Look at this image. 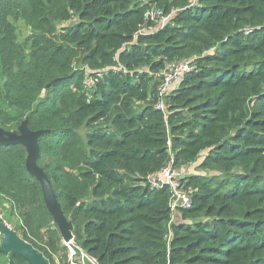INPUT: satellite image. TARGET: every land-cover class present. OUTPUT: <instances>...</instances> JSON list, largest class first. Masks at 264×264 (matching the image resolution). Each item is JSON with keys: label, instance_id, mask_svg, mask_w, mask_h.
I'll return each instance as SVG.
<instances>
[{"label": "trees", "instance_id": "trees-1", "mask_svg": "<svg viewBox=\"0 0 264 264\" xmlns=\"http://www.w3.org/2000/svg\"><path fill=\"white\" fill-rule=\"evenodd\" d=\"M185 60L161 111L162 73ZM0 100L1 128L47 131L38 165L97 264H264V0H0ZM27 157L0 144V199L23 241L70 264ZM201 157L173 222L147 178Z\"/></svg>", "mask_w": 264, "mask_h": 264}, {"label": "water", "instance_id": "water-1", "mask_svg": "<svg viewBox=\"0 0 264 264\" xmlns=\"http://www.w3.org/2000/svg\"><path fill=\"white\" fill-rule=\"evenodd\" d=\"M47 131H32L29 121L25 120L17 131L8 132L0 127V144L5 146L22 145L25 147L27 157V170L41 184L44 201L48 211L57 225L63 242L69 243L74 240L73 223L65 216L52 183L46 172L38 165L40 158L39 139ZM0 231L3 233V241L0 253L10 254V259L15 255H21L32 264H49L31 245L23 241L14 231L8 229L0 222Z\"/></svg>", "mask_w": 264, "mask_h": 264}, {"label": "built area", "instance_id": "built-area-1", "mask_svg": "<svg viewBox=\"0 0 264 264\" xmlns=\"http://www.w3.org/2000/svg\"><path fill=\"white\" fill-rule=\"evenodd\" d=\"M152 13H149L147 17L150 18ZM192 60H185L181 62H174L168 65L163 71L162 76L163 85L159 88L160 103L157 108L161 111H165L166 103L165 99L172 89L176 87L185 76L192 70ZM172 67L168 72L167 69ZM167 72V73H166ZM91 83V82H90ZM184 168H178L175 166L174 160L168 163L159 173L151 175L147 178L148 184L155 189L169 188L171 192L170 208L172 213V221L177 220L180 210H187L193 206V199L189 191L185 189L187 177ZM0 222L8 229L14 231L13 226L4 218V214L0 213ZM3 233L0 231V246L3 241ZM64 245L69 249L70 264H85L86 260H92L88 254L79 249L74 240ZM93 261V260H92Z\"/></svg>", "mask_w": 264, "mask_h": 264}, {"label": "rangeland", "instance_id": "rangeland-1", "mask_svg": "<svg viewBox=\"0 0 264 264\" xmlns=\"http://www.w3.org/2000/svg\"><path fill=\"white\" fill-rule=\"evenodd\" d=\"M153 9H156V8H153ZM149 20L150 21H153L155 26L156 25L158 26V25L163 24L164 22L168 21L169 20V17L164 16L161 12L159 14L152 13ZM17 36H18V40H19L20 43H23V42L27 41L28 38L31 36V30L26 26L25 23L21 22V23H18L17 24ZM171 68L172 67L170 66L167 69V72ZM5 107H6V105L0 100V109H3ZM87 132H88L87 129H84V130L81 131V133L83 135H85ZM202 160H203V157H201L198 162H196L194 164H191V165H188L185 168L183 167L184 169H182V170L186 171V175L187 176H190V175H193V174H208L209 172H206L205 170H202V169H199L198 168L199 167V164H200V162H202ZM0 213H3L4 214V218L8 222H10V224L12 226H14L13 229L16 230L17 229V226L19 225V223H17L16 218H13L12 219L10 217L11 208L7 204V202H5L4 200H1V199H0ZM9 257L10 256L0 255V264H6L7 261L10 259ZM86 263H87V261L85 262V264Z\"/></svg>", "mask_w": 264, "mask_h": 264}, {"label": "crops", "instance_id": "crops-1", "mask_svg": "<svg viewBox=\"0 0 264 264\" xmlns=\"http://www.w3.org/2000/svg\"><path fill=\"white\" fill-rule=\"evenodd\" d=\"M179 217V216H178ZM7 256H10L11 257V255H7ZM9 257V258H10ZM87 261V263L86 264H97L95 261H92V260H86Z\"/></svg>", "mask_w": 264, "mask_h": 264}, {"label": "bare ground", "instance_id": "bare-ground-1", "mask_svg": "<svg viewBox=\"0 0 264 264\" xmlns=\"http://www.w3.org/2000/svg\"><path fill=\"white\" fill-rule=\"evenodd\" d=\"M187 189V188H186ZM156 190V189H155ZM6 213V212H5ZM14 227V226H13Z\"/></svg>", "mask_w": 264, "mask_h": 264}]
</instances>
